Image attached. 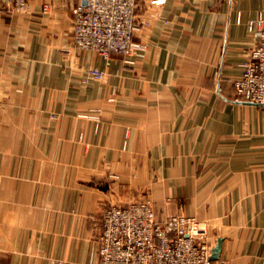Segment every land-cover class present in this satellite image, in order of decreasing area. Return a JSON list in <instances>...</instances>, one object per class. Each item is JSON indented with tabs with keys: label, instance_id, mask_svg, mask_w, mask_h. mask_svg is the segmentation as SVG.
Segmentation results:
<instances>
[{
	"label": "crops",
	"instance_id": "obj_1",
	"mask_svg": "<svg viewBox=\"0 0 264 264\" xmlns=\"http://www.w3.org/2000/svg\"><path fill=\"white\" fill-rule=\"evenodd\" d=\"M151 1L133 63L70 49L77 0L0 8V264H97L105 208L146 201L264 264V105L232 85L264 0Z\"/></svg>",
	"mask_w": 264,
	"mask_h": 264
},
{
	"label": "built area",
	"instance_id": "obj_2",
	"mask_svg": "<svg viewBox=\"0 0 264 264\" xmlns=\"http://www.w3.org/2000/svg\"><path fill=\"white\" fill-rule=\"evenodd\" d=\"M77 1L80 3L72 10L70 49L89 50L105 60L116 54L133 63L132 58L144 47L133 38L137 0ZM151 2L160 5L164 0ZM0 8L25 12L27 0H0ZM246 27L254 44L242 63L240 78L232 82L233 91L249 102L264 105L262 14L248 21ZM87 74L95 80L103 77L97 68ZM97 245V264H225L210 259L213 242L198 220L184 214L157 218L148 201L105 208Z\"/></svg>",
	"mask_w": 264,
	"mask_h": 264
},
{
	"label": "water",
	"instance_id": "obj_3",
	"mask_svg": "<svg viewBox=\"0 0 264 264\" xmlns=\"http://www.w3.org/2000/svg\"><path fill=\"white\" fill-rule=\"evenodd\" d=\"M221 244H222V240L221 238H219L216 241V244L213 246L212 250H211V255H210V259L212 261H216L219 259L220 256V252H221Z\"/></svg>",
	"mask_w": 264,
	"mask_h": 264
}]
</instances>
